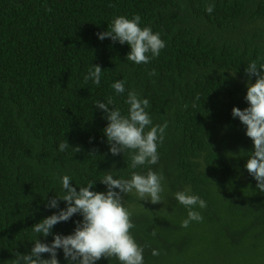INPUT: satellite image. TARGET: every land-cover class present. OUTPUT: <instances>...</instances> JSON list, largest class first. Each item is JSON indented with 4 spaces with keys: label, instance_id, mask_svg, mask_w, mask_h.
<instances>
[{
    "label": "trees",
    "instance_id": "16d2710c",
    "mask_svg": "<svg viewBox=\"0 0 264 264\" xmlns=\"http://www.w3.org/2000/svg\"><path fill=\"white\" fill-rule=\"evenodd\" d=\"M210 2L0 0V264L30 251L32 225L55 211L44 203L60 192L57 177L84 186L107 170L128 175L129 156L108 151L107 121L94 106L111 97L126 113L125 96L111 88L121 79L149 100L154 124H167L150 166L165 178L163 202L124 201L145 264H264V193L244 169L247 156L230 155L252 150L231 110L247 107L246 67L264 64V0H214L209 14ZM136 14L166 42L148 64L128 61L127 44L97 38L115 16ZM92 64L103 70L98 86L84 80ZM65 140L72 148L60 152ZM185 189L207 202L197 209L203 220L187 228L173 196ZM78 219L53 231L69 234Z\"/></svg>",
    "mask_w": 264,
    "mask_h": 264
},
{
    "label": "clouds",
    "instance_id": "9594fccd",
    "mask_svg": "<svg viewBox=\"0 0 264 264\" xmlns=\"http://www.w3.org/2000/svg\"><path fill=\"white\" fill-rule=\"evenodd\" d=\"M214 8L213 0L205 10L211 14ZM141 22L139 14L131 18L117 15L108 24L109 30L97 33V38L101 41L110 38L121 45L127 44L130 48L126 56L128 61L135 65L148 64L160 55L166 42L151 26L141 27ZM245 72L248 74L244 96L247 107L241 109L234 106L231 115L245 127V135L252 141V150L245 152L241 149L239 153L230 155L247 156L244 169L255 181V188L264 193V64L258 66L256 62H251ZM102 74L101 67L92 64L84 80L98 86ZM150 75H155L154 70ZM125 84V80H116L111 88L117 96H125L126 113L115 106L111 97L106 102L96 100L94 106L102 110V118L107 121L102 132L108 151L112 156L122 154L124 157L126 153L129 156L128 175L117 176L118 171L111 169L104 171L99 180L89 181L84 186H74L71 175L57 177L60 192L44 203L46 209L55 211L32 225L34 239L30 241V251L14 252L12 264H61L60 252L65 264H97L101 258H114L119 264H145L144 247L137 243L131 232L134 228L132 212L124 201L125 196L134 194L139 201L152 204L163 202L165 178L150 166L159 161L158 147L164 140L167 124H154L149 112V100L142 98L135 90L126 89ZM69 148L72 146L67 140L58 145L60 152ZM142 167L143 171H136ZM97 181L105 186L104 191L95 190ZM173 196L187 209V217L181 221V227L187 228L193 221L203 220L197 210L207 207L203 198L193 194L190 189L177 191ZM61 201L65 205L63 208L60 207ZM76 215L80 219L74 221L75 227L71 233L65 235L53 231L58 223L68 222ZM49 236L52 239L47 242ZM43 254H48L47 258ZM152 254L158 255V252L153 250Z\"/></svg>",
    "mask_w": 264,
    "mask_h": 264
}]
</instances>
